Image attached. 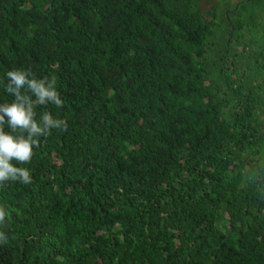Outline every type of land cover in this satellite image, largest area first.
I'll list each match as a JSON object with an SVG mask.
<instances>
[{"label": "trees", "instance_id": "16d2710c", "mask_svg": "<svg viewBox=\"0 0 264 264\" xmlns=\"http://www.w3.org/2000/svg\"><path fill=\"white\" fill-rule=\"evenodd\" d=\"M16 68L68 129L0 185V264H264V0H0Z\"/></svg>", "mask_w": 264, "mask_h": 264}, {"label": "clouds", "instance_id": "9594fccd", "mask_svg": "<svg viewBox=\"0 0 264 264\" xmlns=\"http://www.w3.org/2000/svg\"><path fill=\"white\" fill-rule=\"evenodd\" d=\"M0 88L13 98L10 103H0V185L6 182L28 185L32 183L30 169L17 165L30 162L40 137L52 130L68 129L65 119L56 118L48 111L37 119L34 108L54 105L62 109L65 102L54 76L37 77L29 69L8 70L0 79ZM4 215V209L0 208V221ZM3 239L5 236L0 233V240Z\"/></svg>", "mask_w": 264, "mask_h": 264}]
</instances>
